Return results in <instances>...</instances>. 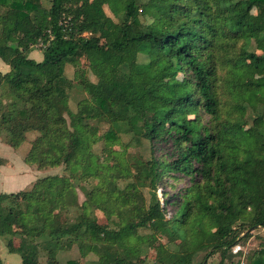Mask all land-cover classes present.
Wrapping results in <instances>:
<instances>
[{"label":"trees","instance_id":"obj_1","mask_svg":"<svg viewBox=\"0 0 264 264\" xmlns=\"http://www.w3.org/2000/svg\"><path fill=\"white\" fill-rule=\"evenodd\" d=\"M37 44L41 59L29 55ZM125 51L133 56L124 60ZM78 56L91 59L96 77L77 103L80 132L64 115L73 86L65 64ZM0 59L8 65L0 71L6 143L16 148L38 131L26 163L60 162L77 179L101 180L84 189L82 204L67 176L0 193V236L43 238L20 252V264H40L39 247L46 264H58L56 252L72 246L81 257L93 254L91 264H145L138 243L152 244L163 229L173 245L160 242L154 264H209L211 255L231 257L251 230L264 228V0H0ZM176 73L182 82L169 79ZM94 123L106 124L97 136L88 130ZM96 140L111 162L92 163ZM143 141L147 160L124 156ZM121 179L129 181L120 186ZM180 182L171 195L163 190L161 201L158 188ZM86 204L103 210L108 223L58 211ZM142 227L147 236L138 234ZM7 246L17 252L11 241ZM245 264H264V249Z\"/></svg>","mask_w":264,"mask_h":264},{"label":"rangeland","instance_id":"obj_2","mask_svg":"<svg viewBox=\"0 0 264 264\" xmlns=\"http://www.w3.org/2000/svg\"><path fill=\"white\" fill-rule=\"evenodd\" d=\"M93 3H101L103 0H91ZM44 5H48V0H42ZM106 13L111 16L114 20L117 18L110 12L108 7L104 5ZM255 15V10L250 12L249 17ZM145 23H149L152 20V17L145 15ZM258 23V21H256ZM138 48L142 50L144 48V43H139ZM34 59H41L42 51L41 45L37 44L33 47L29 54ZM133 56L132 51H125L123 53V59L127 60ZM141 59L143 56L140 57ZM0 68L1 72H6L8 70V65H6L1 59ZM91 59L78 56L74 57L65 64L64 73L73 82V86L68 91V110L64 114L68 126L71 130L80 132V129L75 122V111L77 110L78 101L89 97V93L92 91L94 82L96 81L95 75L90 69ZM175 78L178 82H182L183 74L176 73V75L170 76L169 79ZM264 125V117L262 119ZM106 127L105 123L92 124L88 126L89 133L97 136L101 131ZM38 131L30 130L26 133L25 140L16 148H12L6 143V134L5 132H0V193H16L22 190H29L34 182L38 179L47 176V175H58V176H67L71 179L73 186L76 188L78 193V203L82 204L85 199L84 189H89L92 186H98L101 182L100 177L98 176H89L87 180L77 179L78 172L67 168L65 164L56 162L51 166L38 167L36 163H26L25 158L31 148V143L33 139L38 135ZM92 135V136H93ZM123 141H128L129 134H122ZM122 145L120 143L115 144L113 149H121ZM92 152V163L98 164V162H111V155L106 154L103 151V142L101 140H96L91 145ZM132 154L140 155V157L149 158L150 150L149 145L146 141H143L139 145H130L127 150H125L124 156L129 158ZM256 158H261L262 154H255ZM264 168V166H263ZM128 179H121L119 185L123 186ZM184 185L183 182L174 183L173 186H161L158 188L157 195L163 201L166 197L163 196V190H166L169 195L177 192V190ZM145 198L149 197L148 190L146 188L141 189ZM10 201L7 199L5 201L8 204ZM168 216L172 214V207L166 205ZM61 213L68 214L69 218L75 219L80 212H84L90 215L99 223H108V218L106 213L101 209H94L90 204H86L83 208L77 206H72L70 208H60L58 210ZM111 219H115V216L112 215ZM113 227V224L111 223ZM149 230L146 227L138 229V234L147 236ZM170 231L167 229L160 230L156 233L155 241L151 244L149 242H139L138 247L140 249V254L145 260V264H154L156 257L157 245L161 242L165 245H168L172 248V245L169 242ZM43 238L37 237L35 241H30L27 237L23 235H3L0 236V259L3 264H20L21 256L20 252H30L34 246H37V243L42 241ZM11 241L13 247L17 252L8 251L9 248L7 243ZM136 242V239H135ZM134 242V243H135ZM264 249V228H255L251 230L249 237L241 243L236 244L232 248L233 255L227 257L221 261L218 254H213L209 257V264H245L246 259L253 252ZM204 251L199 253L196 257V261L200 260L204 255ZM55 257L58 261V264H68L70 260H77L82 264H91L96 257L93 254H89L85 257H81L78 253L76 246H72L69 249H60L56 252ZM38 259L40 264H46L47 262V251L42 248H38ZM140 264V263H139Z\"/></svg>","mask_w":264,"mask_h":264},{"label":"crops","instance_id":"obj_3","mask_svg":"<svg viewBox=\"0 0 264 264\" xmlns=\"http://www.w3.org/2000/svg\"><path fill=\"white\" fill-rule=\"evenodd\" d=\"M2 66H3V65H2V64H0V68H2Z\"/></svg>","mask_w":264,"mask_h":264}]
</instances>
